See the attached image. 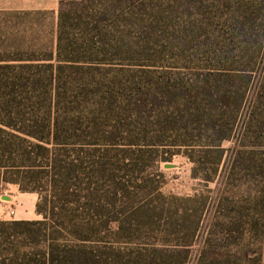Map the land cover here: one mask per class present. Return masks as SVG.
Instances as JSON below:
<instances>
[{"label": "rangeland", "instance_id": "rangeland-1", "mask_svg": "<svg viewBox=\"0 0 264 264\" xmlns=\"http://www.w3.org/2000/svg\"><path fill=\"white\" fill-rule=\"evenodd\" d=\"M68 1L66 10L90 6L92 25H97L92 34L100 48L92 57L99 63L90 72L91 86L117 90L120 83L112 87L109 82L115 70L127 79L123 91H133L137 99L125 110H107L102 117L97 113L102 132L113 124L118 127L109 131L126 127L124 119L134 113L140 122L137 139L154 142V116L178 105L175 114L184 110L189 139L206 142L224 134L230 138L221 142V163L216 164V154L202 153L204 164L198 170L219 173L217 181L207 185L192 177L195 165L186 154L193 153L189 149H143L137 155L138 164L145 166L143 177L162 183L161 195L154 184L134 193L135 203H146L153 216L149 231L136 230L129 237L104 232L86 241L81 251L72 236L65 237L62 246L67 249L55 253L54 264H264V0ZM58 7L59 0H49L48 10L33 12L30 19L16 14L9 22L0 21V60L36 62L51 56L49 62L55 63ZM79 30L69 29L72 38ZM74 73L79 79L85 76ZM160 153L170 158L156 165ZM110 154L114 157L115 152ZM106 161L122 164L116 158ZM107 174L92 177V186L102 185L97 196L104 206L101 210L95 205L92 212L103 217L127 205L126 212H132L135 204L129 200L123 207L109 203L113 183ZM199 190L210 198L197 222L193 204L182 197ZM145 193L147 198L142 197ZM37 198L17 185H3L0 264H45L49 257L35 245L38 238L10 224L42 219L36 212Z\"/></svg>", "mask_w": 264, "mask_h": 264}, {"label": "trees", "instance_id": "trees-1", "mask_svg": "<svg viewBox=\"0 0 264 264\" xmlns=\"http://www.w3.org/2000/svg\"><path fill=\"white\" fill-rule=\"evenodd\" d=\"M66 1L59 0L55 63L49 62L53 59L51 56L36 62L0 60V192L4 184H14L21 191L38 195L36 212L42 219L15 220L10 224L21 225L28 236L38 238L35 245L43 248L45 256L49 255L45 257V264L57 262L55 253L67 249L66 245L62 246V240L68 236L78 242L81 251L86 241L97 240L104 232L129 237L136 230L149 231L153 216L146 209L149 207L146 203H135L138 197L134 193L150 190L148 187L154 184L155 191L161 195L162 183L143 177L145 166L139 165L137 159L143 149L148 147L153 152L166 145L189 149L193 153L186 154L195 165L192 177L207 185L215 183L219 173L217 169L198 170L204 164L202 153L216 154V164L221 163L225 158L221 142L230 138V134H224L206 142L189 139L184 110L180 109V115L175 114L178 105H170L173 110L158 111L154 116V125L158 128L154 131L157 138L154 142L137 139L140 122H136L137 116L132 112L133 116L124 119L126 127L109 131L118 127L113 124L102 132L95 119L97 113L102 117L107 110H125L137 99L133 91H123L126 89L123 79H127L114 73L115 70L109 82L112 87L120 83V88L103 92L91 86L90 72L98 67L94 64L99 63L93 61L92 56L98 46L100 48L92 34L97 27L92 25L95 18L90 6L66 10ZM80 1L83 0L68 2ZM73 26L80 30L72 38L69 29ZM75 71L85 76L79 79L74 76ZM191 84L188 86L192 87ZM189 91L187 94L191 95ZM216 127L214 123L212 130L216 131ZM111 151L115 152L114 157ZM108 158H116L122 164L109 163ZM169 158L160 153L156 165ZM117 171L122 172V176H118ZM106 173L113 183L109 203L123 207L127 200L134 202L135 209L128 212L131 214L126 212L128 205L113 214L106 211L103 217L92 212L95 205L104 209L102 198L97 196L102 185L92 186V177ZM219 192V188L214 190L216 195ZM147 195L142 197L147 198ZM182 198L193 204L192 216H197L198 222L209 195L199 190ZM140 216L143 220L147 218L146 223L139 221Z\"/></svg>", "mask_w": 264, "mask_h": 264}, {"label": "crops", "instance_id": "crops-1", "mask_svg": "<svg viewBox=\"0 0 264 264\" xmlns=\"http://www.w3.org/2000/svg\"><path fill=\"white\" fill-rule=\"evenodd\" d=\"M49 8V0H0V21L9 22L10 16L26 15L31 17L32 13L46 11Z\"/></svg>", "mask_w": 264, "mask_h": 264}]
</instances>
